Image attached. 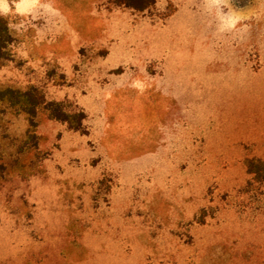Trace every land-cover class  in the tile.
<instances>
[{
  "label": "rangeland",
  "instance_id": "obj_1",
  "mask_svg": "<svg viewBox=\"0 0 264 264\" xmlns=\"http://www.w3.org/2000/svg\"><path fill=\"white\" fill-rule=\"evenodd\" d=\"M122 3L6 18L0 89L83 118L27 134L0 103V264H264V178L247 170L264 162V0H230L248 28L223 32L204 0Z\"/></svg>",
  "mask_w": 264,
  "mask_h": 264
},
{
  "label": "trees",
  "instance_id": "obj_2",
  "mask_svg": "<svg viewBox=\"0 0 264 264\" xmlns=\"http://www.w3.org/2000/svg\"><path fill=\"white\" fill-rule=\"evenodd\" d=\"M122 4L134 11L142 12L152 4V0H124ZM170 15H167V17ZM11 43L12 36L9 32L8 22L6 18H0V63L9 58L8 48ZM0 103L4 104L7 107L6 109L24 114L28 124L27 134L34 129L37 117L62 122L67 125L68 129L80 131L83 118L80 111L64 112L60 103L45 100L44 95L32 86L24 90L0 89ZM262 166H264V162L259 161L257 165L249 162L247 165L248 173L255 179L260 180L259 178H264V168Z\"/></svg>",
  "mask_w": 264,
  "mask_h": 264
},
{
  "label": "clouds",
  "instance_id": "obj_3",
  "mask_svg": "<svg viewBox=\"0 0 264 264\" xmlns=\"http://www.w3.org/2000/svg\"><path fill=\"white\" fill-rule=\"evenodd\" d=\"M38 2L39 0H0V18L16 16L26 18V10L36 7ZM204 3L208 6L207 10H211L212 8L217 9V15L222 24L220 28L221 32L225 31V29L236 30L238 26L244 29L248 28V25L242 23L246 17L242 12L235 11L231 8L230 0H204ZM221 5L229 8V13L221 14L219 12ZM132 86L137 88L141 93L147 87L142 80H135Z\"/></svg>",
  "mask_w": 264,
  "mask_h": 264
}]
</instances>
